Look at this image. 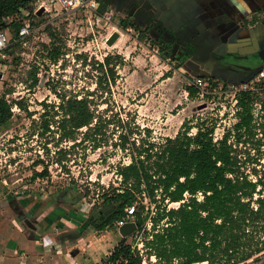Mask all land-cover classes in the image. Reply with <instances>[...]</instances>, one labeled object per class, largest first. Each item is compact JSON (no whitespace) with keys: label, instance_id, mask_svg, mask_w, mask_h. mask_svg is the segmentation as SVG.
<instances>
[{"label":"rangeland","instance_id":"374dc122","mask_svg":"<svg viewBox=\"0 0 264 264\" xmlns=\"http://www.w3.org/2000/svg\"><path fill=\"white\" fill-rule=\"evenodd\" d=\"M22 21L30 23L29 33L18 39L9 28L6 59L0 61V95L12 103L13 113L9 124L0 131V192L8 197L40 199L48 206L57 204L64 213H72L83 223L92 211L110 209V205L102 203V193L111 187H121L117 169L128 163L130 155L137 151L130 141L126 150L115 145L119 143L120 129L125 132L133 127L136 144L141 137L161 142L166 136H174L187 120L192 125L189 133H194L195 125L202 121L208 127L213 126L215 139L229 133L228 141L235 145L232 148L240 171L251 178H255V173L256 177L258 174L264 177V137L245 130L241 131L240 140L235 141L233 125L239 112L232 105L231 93L223 92L226 90L224 79L209 78L218 80L212 87L214 90L203 97H190L185 88L187 77L192 74L183 64L175 66L179 60L162 59L158 50L157 57H153L157 46L148 40H141L139 46L132 44L130 37L119 40L117 45H108L106 39L113 27L103 25L92 11L56 6L40 14L31 12ZM55 47L61 53L58 60L53 61L51 54ZM126 48L130 53L124 55ZM108 53L122 56V62L116 65L118 75L114 84L108 82L104 68L96 64ZM34 73L37 81L30 86ZM99 80L101 85L97 83ZM63 95L88 96L92 99L91 107L112 121L106 126L100 147L92 148L87 138L71 147L66 155L55 152L57 136L42 130L41 113L45 109L42 102L57 104ZM16 100H21L26 110L19 108L14 103ZM51 113L45 115L46 119ZM51 125L55 128V123ZM85 129L78 131L76 141L83 138L81 131ZM144 129H149V135ZM251 132L256 133L254 126ZM71 143L69 140L59 146L68 147ZM252 148L256 157L250 154ZM58 158H62L61 163L54 162ZM253 161L261 165L259 169L252 165ZM45 165L48 175L32 178L34 171L42 170ZM253 167L257 172L252 171ZM141 197L144 204L154 210L155 204L150 203L145 194ZM167 205L172 207L178 203ZM109 229L104 228L100 233ZM108 233L112 235L114 231L111 229ZM143 257L146 264L155 261L145 253ZM253 258L246 264L264 261V255L252 261Z\"/></svg>","mask_w":264,"mask_h":264},{"label":"trees","instance_id":"16d2710c","mask_svg":"<svg viewBox=\"0 0 264 264\" xmlns=\"http://www.w3.org/2000/svg\"><path fill=\"white\" fill-rule=\"evenodd\" d=\"M31 1L0 0V17H20L19 10L27 7ZM114 1L98 0V13L111 8ZM118 12H121L119 8ZM19 17L10 23L14 36H17L21 25ZM2 24L5 25L4 22ZM127 26L138 33L139 40H148L156 45L162 59L179 60L176 67L187 59L175 57L168 51V43L161 45L156 38L144 32L151 28L149 24L140 25L121 16L119 27ZM60 53L55 47L51 54L53 61L58 60ZM224 55L235 57L227 53H213L212 56L218 61ZM121 62L122 56L108 53L96 64L100 69L104 68L103 74L109 83L114 84L118 75L116 65ZM32 77L30 86L37 81L35 73ZM217 81L209 79L210 88L216 86ZM97 83L101 85V80ZM185 89L190 97L197 93L194 86L187 85ZM251 101L249 92L243 91L237 96V104L242 110L238 111V121L233 125L236 140L240 139L242 128L252 134L249 114ZM91 102L88 96L65 95L57 104L42 102L45 107L41 113L42 130L54 132L57 136L55 152L66 155L71 147L87 138L91 140L92 148L102 145L106 126L112 121L106 119L103 113L96 112ZM14 103L26 110L21 100ZM50 111L51 116L46 119L45 115ZM12 115V103L0 95V131L9 124ZM55 116H58L57 119H53ZM51 123H55V128ZM83 127H86L81 131L83 138L76 141V134ZM195 127L196 131L189 133L192 125L187 120L174 136H166L161 142L141 137L137 139L138 144L133 137V127L125 132L120 129L119 143L115 145L126 150L130 141L137 151L130 155L128 163L117 169L121 187H111L102 193V203L110 205V209L106 212L102 209L92 211L86 219L87 223L97 230H103L131 215V220L137 226L131 236L136 232L141 233L143 254L147 258L150 255L155 257L151 264H174V261L182 264L202 261L208 264H246L253 257L252 261L257 260L264 254V180L259 178L253 182L240 171L237 155L228 143L229 133L214 139L213 126L208 127L202 121ZM144 130L149 135V129ZM69 140L72 143L68 147L59 146L61 142ZM46 149L49 151L47 145ZM39 162L42 160L39 159ZM54 162L61 163L62 158ZM46 175L47 165L40 171L35 170L32 178ZM198 192L202 194L200 199L197 198ZM144 194L150 203L155 204L154 210L144 204L141 197ZM167 203L178 205L169 207ZM131 206L134 209L128 214L126 208ZM57 211L65 214L59 207ZM49 216L53 217L52 214ZM142 257L138 248L122 237L101 260V264H142Z\"/></svg>","mask_w":264,"mask_h":264},{"label":"crops","instance_id":"0c3cea01","mask_svg":"<svg viewBox=\"0 0 264 264\" xmlns=\"http://www.w3.org/2000/svg\"><path fill=\"white\" fill-rule=\"evenodd\" d=\"M113 6L121 12L115 13L116 24L109 33L119 34L112 46L130 37L132 44L142 45L133 28L119 27L121 16L140 25L156 23L163 33L177 40L188 36L186 43L197 42L202 51L207 50L205 56L194 51L187 57L188 64L183 62L189 74L202 69L215 71L211 52L245 56L253 51L252 44L264 39V0H115ZM153 50L152 56L157 57V48ZM127 53L128 48L123 51ZM44 202L0 192V264H101L122 238L118 228L110 227L112 235L108 233L111 229L100 233L87 220L79 222L70 212L59 213L57 204L48 206ZM198 263L207 264H191Z\"/></svg>","mask_w":264,"mask_h":264},{"label":"built area","instance_id":"2783aa9c","mask_svg":"<svg viewBox=\"0 0 264 264\" xmlns=\"http://www.w3.org/2000/svg\"><path fill=\"white\" fill-rule=\"evenodd\" d=\"M98 5H99L98 0H35L32 3L30 2L27 5V7L21 8L19 10L20 17H19V15L1 16L0 17V61L6 59L5 50H6L7 45L10 42V36H9V32H8V30L10 28V23L13 22L15 19H18V17L20 18L19 21L21 23V25L19 26V28L17 30L18 39L23 38L25 35H27L29 33L30 23H25L22 20L24 18H27V15H29L31 12H33L34 14H37V12L40 8H43V11H47V10H50L51 7L58 6L61 9H66V10L81 9V10H85V11H87V10L92 11L94 13V15L97 17V19L103 23V25L110 24L113 27L114 24H116V23H114V15L116 13L114 8L111 7L109 9H107L106 11H104L103 13H98V11H97ZM2 22H4L5 25H3ZM0 79H1V73H0ZM187 80H188L187 81L188 86H194L197 88L196 95L203 97V96L207 95L209 92H211L210 90L212 88H210L211 85L209 83V78L189 75L187 77ZM224 88H226V90L223 91L224 93L225 92L231 93L232 98H233L232 105L235 107V110H237V111L242 110V108L240 106H238V104H237V96L239 95V93L244 91V92H249L252 95V101L249 103V106H250L249 114L251 116L250 127L252 130V126H254V130H256V133L252 132V135L255 134L256 137L259 136V137L263 138L264 137V65L258 71H256L255 74L249 80H247L245 82H241V83L226 84V87H224ZM212 90H214V89H212ZM255 126H256V128H255ZM241 131H245V128H242L240 130V132ZM224 134L225 133H223V135ZM232 136H234V135H232ZM234 138H235V136H234ZM239 140H236V138H235V141H239ZM228 143H229V141H228ZM258 144L263 146V143H261L260 141H258ZM232 146H235L234 143ZM250 154L251 155L255 154L254 148L251 149ZM254 156L256 157L257 155L255 154ZM257 159H258V161L260 160L259 158H257ZM252 165L256 166L257 169H259L261 166L260 164L256 163V161H253ZM252 171L257 172V171H255V167H253ZM245 174H247V173H245ZM247 178L253 182H255L259 178L264 180V177H262L260 174H258V177H256V173H255V178H251V176L249 174H247ZM198 195H200L202 197L201 192L197 193V198L200 199L201 197H199ZM256 196L257 195H255V197ZM254 207H256V206H254ZM126 210H127L128 214L131 213L133 211V206L126 208ZM131 219H132V216L127 215L126 217L119 219L115 223V226H117V228H118L120 225H122L123 223H125L127 221H133ZM141 237H142L141 233H137V232L133 236H130V238L135 240L133 242L134 244L131 242L132 246H136L138 248V250L140 251V254H142V256H144L143 244L141 246V243H142ZM142 258H143L142 264H146L145 258L144 257H142ZM150 258L155 260L154 255H150ZM174 264H182V263H179L178 261H174Z\"/></svg>","mask_w":264,"mask_h":264},{"label":"water","instance_id":"95a60500","mask_svg":"<svg viewBox=\"0 0 264 264\" xmlns=\"http://www.w3.org/2000/svg\"><path fill=\"white\" fill-rule=\"evenodd\" d=\"M114 5V4H113ZM115 10V12H117V9L112 6ZM43 11V8H40L37 12V14H40ZM136 23V22H135ZM119 34L117 31H113L106 39V43L108 45H112L114 43V41L118 38ZM263 39L259 40L256 42V46L258 45L257 49L255 51H251L246 53V55L244 56L245 58L247 57L248 54H252L254 52H257L258 50V57L256 59V62H259L258 65L256 66H252L251 63H246V64H239L236 65L235 67H233V69L227 65H220V64H214L215 68L213 72H208L205 70H198V71H194L192 72V75H196V76H201L204 78H221L224 79L226 82L228 83H241V82H245L247 80H249L256 71H258L263 65H264V45L263 43L259 44L260 42H262ZM198 43L194 42L192 43L193 47H194V51L196 52V54L199 55H206L207 54V50L202 51L201 45H197ZM260 47V48H259ZM213 53L216 52H211V55H213ZM227 54H233L232 52L228 51L225 52ZM224 54V53H221ZM188 61L186 59L185 64H188ZM230 75H233V77H229ZM236 75L241 76L239 78H235ZM136 223L134 221H127L125 223H123L122 225H120L118 227V231L121 234L122 237H126L131 235L135 230H136Z\"/></svg>","mask_w":264,"mask_h":264},{"label":"flooded vegetation","instance_id":"af4514ba","mask_svg":"<svg viewBox=\"0 0 264 264\" xmlns=\"http://www.w3.org/2000/svg\"><path fill=\"white\" fill-rule=\"evenodd\" d=\"M125 14L127 15V13L125 12ZM149 23H145L142 25H146ZM150 25V24H149ZM151 28H149V30H144V32H147L150 36H153L154 38H156L161 45L163 43H168V51L173 54L175 57H184L187 58L190 54H192L194 52V47L191 44L186 43L187 40H189L188 36H182L180 37L179 40H177L176 38L172 37L169 34H165L163 33V30L161 31V28L158 27V25L156 23H153L152 25H150ZM264 41V39H263ZM264 45V43H263ZM260 48V47H259ZM257 49V46L255 45H251V50L255 51ZM220 54V53H218ZM225 54V53H224ZM212 56V55H211ZM234 58L224 55L220 60H216L215 56L211 57V61L213 62V64H224V65H228L229 67H231L233 69V67H235L236 65L239 64H246V63H251L252 66H256L259 64V62H256V59L258 57V50L257 52L254 53H250L249 55H247V57H244V54L241 53V55L235 53L234 54Z\"/></svg>","mask_w":264,"mask_h":264}]
</instances>
